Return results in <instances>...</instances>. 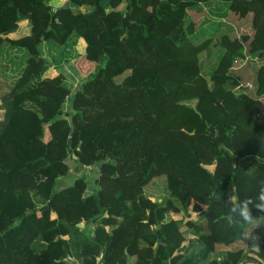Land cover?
I'll list each match as a JSON object with an SVG mask.
<instances>
[{"label":"trees","instance_id":"16d2710c","mask_svg":"<svg viewBox=\"0 0 264 264\" xmlns=\"http://www.w3.org/2000/svg\"><path fill=\"white\" fill-rule=\"evenodd\" d=\"M249 57L264 0H0V264H264Z\"/></svg>","mask_w":264,"mask_h":264},{"label":"rangeland","instance_id":"374dc122","mask_svg":"<svg viewBox=\"0 0 264 264\" xmlns=\"http://www.w3.org/2000/svg\"><path fill=\"white\" fill-rule=\"evenodd\" d=\"M190 12H191V15L194 17V19L196 20V22H199L203 18V15H204L203 12H199L196 10H191ZM229 20L231 22H233L236 26V31H235L236 35H241L242 33H249L252 35L254 33V28L252 26V15L251 14L246 18H242L238 14L232 13L229 17ZM85 45H86V43L84 42V40H82V42L80 44V50L81 51L85 50ZM263 63H264V58H258L256 60H252L249 57L247 61H245L244 63H236V65L234 67V70L242 76L243 87L246 89V91H248L252 95L255 94V88L254 87L256 86V69H257L258 65H261ZM65 71L73 79H75L76 83H79L80 78L75 73V70L72 67H66ZM52 73L56 74L57 70L56 71L53 70ZM206 93L207 92L204 89V87L200 86V88L194 94L198 95V96H205ZM66 107H67V104L65 103L63 106V109H64L63 114L61 115L62 118H66V114H65ZM261 110L264 111V96H261ZM0 111H1V109H0ZM69 163L71 166L70 173L66 177H63L59 180L58 186L71 184L72 182H74L75 178H77L82 173V171L77 169V167H76L77 165L72 159H69ZM1 183H2V179L0 177V194H1L2 189H3ZM196 216L197 215L194 213V217H196ZM138 232H139V230H138ZM103 238H106V236H103Z\"/></svg>","mask_w":264,"mask_h":264},{"label":"clouds","instance_id":"9594fccd","mask_svg":"<svg viewBox=\"0 0 264 264\" xmlns=\"http://www.w3.org/2000/svg\"><path fill=\"white\" fill-rule=\"evenodd\" d=\"M262 198H264V194H262ZM233 211H235V208H233ZM240 216L242 219L246 222L251 223L252 217L250 216L248 209H247V203H245L244 207L240 209Z\"/></svg>","mask_w":264,"mask_h":264},{"label":"crops","instance_id":"0c3cea01","mask_svg":"<svg viewBox=\"0 0 264 264\" xmlns=\"http://www.w3.org/2000/svg\"><path fill=\"white\" fill-rule=\"evenodd\" d=\"M0 109H1V111H0V113H1L0 114V123H1V121L5 117V111H6V106L4 105L2 98H0ZM40 179H41V177L38 178V180H40Z\"/></svg>","mask_w":264,"mask_h":264},{"label":"water","instance_id":"95a60500","mask_svg":"<svg viewBox=\"0 0 264 264\" xmlns=\"http://www.w3.org/2000/svg\"><path fill=\"white\" fill-rule=\"evenodd\" d=\"M64 6L67 7V6H68V2H66V3L64 4ZM32 211H33L32 209L28 210V211H27V214H30ZM80 225L83 226L84 223H80Z\"/></svg>","mask_w":264,"mask_h":264}]
</instances>
